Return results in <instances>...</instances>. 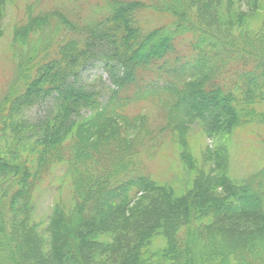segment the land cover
<instances>
[{
    "label": "trees",
    "instance_id": "16d2710c",
    "mask_svg": "<svg viewBox=\"0 0 264 264\" xmlns=\"http://www.w3.org/2000/svg\"><path fill=\"white\" fill-rule=\"evenodd\" d=\"M106 2L84 20L57 9L13 25L14 71L0 92V264H264V162L229 173L233 130L264 126V23L229 20L230 0ZM98 64L109 84L83 76ZM139 100L163 120L127 114ZM43 105L51 110L39 115ZM193 122L218 141L216 172L174 195L145 159L169 140L193 166ZM57 166L55 190L70 202L52 205L40 245L31 194ZM244 218L252 226L226 225Z\"/></svg>",
    "mask_w": 264,
    "mask_h": 264
},
{
    "label": "rangeland",
    "instance_id": "374dc122",
    "mask_svg": "<svg viewBox=\"0 0 264 264\" xmlns=\"http://www.w3.org/2000/svg\"><path fill=\"white\" fill-rule=\"evenodd\" d=\"M107 0H2L0 1V92L5 89L7 81L13 73L14 64L11 61V45L13 25L23 22L29 16L43 11H52L60 9L68 17L76 20H84L93 10L97 9L102 15L105 10ZM224 3V2H223ZM222 3V4H223ZM226 5V3H225ZM99 6L98 8H95ZM93 8V9H92ZM231 9L232 15L228 16L229 20H233L236 14H243L240 22L245 25L257 27L264 23V0H230V4L224 11ZM29 13H32L28 15ZM160 15V14H159ZM161 15L168 17V14ZM221 15V14H220ZM97 17V16H94ZM161 18V16H160ZM160 21V20H158ZM188 34L180 38L181 45L184 46L188 41ZM182 48V47H181ZM183 50V48H182ZM213 62V61H211ZM218 65L216 66V68ZM88 81L96 76H101L102 80L109 84L107 73L102 65H96L94 68L86 70L83 74ZM103 100V99H102ZM152 101L139 100L138 103H130L126 106V113L135 114L148 111L151 115L157 112L162 119V114L158 107H155ZM158 109V111L156 110ZM51 109L47 105L38 108L39 115L49 112ZM37 110L33 111V114ZM160 114H159V113ZM154 117V116H153ZM152 120V119H151ZM153 121V120H152ZM189 147L193 152V166L187 167L185 162L179 158L178 148L165 141L155 158L146 160L148 171L157 181L164 183L170 187L174 195L184 194L192 184L194 177L200 173H205L209 177L216 172L215 149L218 141L213 138L211 140L208 135L203 133L198 123L193 122L189 125ZM229 139L230 145V161L229 173L235 178H241L247 174L256 171L264 162V126L260 124L246 125L233 130ZM215 166V167H214ZM64 170L63 166H57L53 169V176H45L40 183L36 185L32 191V211L30 212L31 221L34 224V232L36 239L40 245L43 240L49 239L47 217L50 213L52 205L56 201H62L69 204L66 193L57 192L58 181L56 178L61 177ZM231 175V176H232ZM60 198V199H59ZM246 225L252 226V223L245 220L233 222L230 220L226 225ZM42 238V239H41ZM159 245L164 244L162 239H157Z\"/></svg>",
    "mask_w": 264,
    "mask_h": 264
}]
</instances>
